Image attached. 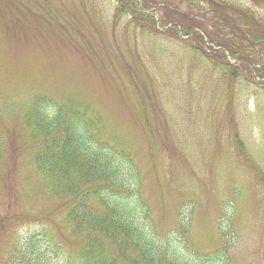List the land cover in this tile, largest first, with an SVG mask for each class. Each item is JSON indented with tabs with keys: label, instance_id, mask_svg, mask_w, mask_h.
<instances>
[{
	"label": "rangeland",
	"instance_id": "obj_1",
	"mask_svg": "<svg viewBox=\"0 0 264 264\" xmlns=\"http://www.w3.org/2000/svg\"><path fill=\"white\" fill-rule=\"evenodd\" d=\"M226 1L264 20L262 4ZM146 2L156 27L136 25L129 12L116 17L115 0H0V264L14 238L26 247L44 230L52 238L40 251L51 264L80 247L64 223L68 198L45 193L35 172L39 146L20 110L36 94L88 106L128 140L162 244L182 236L181 215L191 220L189 252L211 258L227 246L232 264H264V64L255 50L262 70L229 58L239 71L222 76L207 19H195L203 40L161 29L191 24L196 5Z\"/></svg>",
	"mask_w": 264,
	"mask_h": 264
},
{
	"label": "trees",
	"instance_id": "obj_2",
	"mask_svg": "<svg viewBox=\"0 0 264 264\" xmlns=\"http://www.w3.org/2000/svg\"><path fill=\"white\" fill-rule=\"evenodd\" d=\"M115 1L116 17L129 12L136 25L148 19L156 27L155 15L146 0ZM174 1L196 5L199 16L190 17L191 24L181 28L169 22L163 23L161 29L172 25L170 31L176 36L203 40L204 31L199 30L202 20H196L207 19L217 31L216 36L214 32H205L210 40L219 42L220 49L224 48L233 59L243 60L248 70L261 69L257 68L259 61H255L251 52L257 50L256 56L264 64V20L258 19L252 9L226 0ZM250 1L264 8V0ZM221 50L218 53L226 63L214 68L222 76L234 79L239 69L231 65ZM21 107L30 142L39 146L34 153V165L41 187L51 197L68 198L64 223L71 229L70 240L77 241L80 247L65 259V264H204V259L208 264H232L227 246L211 258L203 259V254L189 252L185 236L191 220L185 221L181 215L182 236L176 237L177 241L169 236L163 244L170 246H163L157 237L159 221L152 217L137 182L138 170L129 155L128 140L118 131L116 135L108 133L102 120L91 116L88 106L76 101L58 103L36 94L27 109ZM95 127L98 129L94 130ZM3 219L2 228L12 225L9 216ZM50 238L52 232L44 230L33 236L26 247L14 238L4 264H51L40 251ZM219 255L222 257L217 259Z\"/></svg>",
	"mask_w": 264,
	"mask_h": 264
}]
</instances>
